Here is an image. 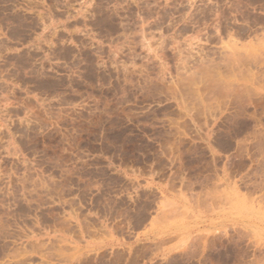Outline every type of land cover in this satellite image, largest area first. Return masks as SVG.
Masks as SVG:
<instances>
[{"label": "rangeland", "instance_id": "1", "mask_svg": "<svg viewBox=\"0 0 264 264\" xmlns=\"http://www.w3.org/2000/svg\"><path fill=\"white\" fill-rule=\"evenodd\" d=\"M177 200L170 264H264V0H0V264H92Z\"/></svg>", "mask_w": 264, "mask_h": 264}, {"label": "crops", "instance_id": "2", "mask_svg": "<svg viewBox=\"0 0 264 264\" xmlns=\"http://www.w3.org/2000/svg\"><path fill=\"white\" fill-rule=\"evenodd\" d=\"M173 204L174 210L166 216L154 212L150 224L121 246L88 241L81 255L92 264H170L178 254L199 244L203 234L211 235L223 225L216 203L214 209H199L190 203L185 205L184 213L179 211L176 199Z\"/></svg>", "mask_w": 264, "mask_h": 264}]
</instances>
